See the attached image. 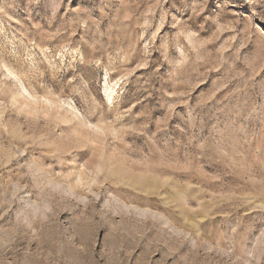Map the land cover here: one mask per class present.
Segmentation results:
<instances>
[{"label": "rangeland", "instance_id": "1", "mask_svg": "<svg viewBox=\"0 0 264 264\" xmlns=\"http://www.w3.org/2000/svg\"><path fill=\"white\" fill-rule=\"evenodd\" d=\"M0 264H264V0H0Z\"/></svg>", "mask_w": 264, "mask_h": 264}]
</instances>
